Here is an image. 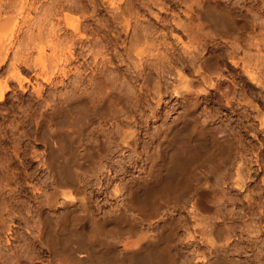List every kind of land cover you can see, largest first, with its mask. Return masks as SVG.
<instances>
[{"label":"rangeland","instance_id":"rangeland-1","mask_svg":"<svg viewBox=\"0 0 264 264\" xmlns=\"http://www.w3.org/2000/svg\"><path fill=\"white\" fill-rule=\"evenodd\" d=\"M203 2L253 25L236 29L242 39L235 43L222 33L221 25L203 16ZM0 19L3 260L7 255L1 247L10 243L30 264L49 259L48 254H40L45 247L38 236L37 210L40 202L46 204L47 197L54 194L58 205L51 209L52 220L62 222V214L69 208L86 223L99 225L107 241L121 240L112 245L117 257L112 264L119 263L129 245H137L138 235L116 232L106 221L114 214H126L135 223L143 218V212L128 208L124 189L116 191L115 183L102 185L96 172L105 164L101 176L105 178L110 162L117 164L122 155L130 153L125 145L117 144L121 129L139 131L141 140L147 135L145 129L148 132L161 123L170 106L175 108L173 117L180 111L189 112L199 125L219 130L217 137L223 143L218 146L221 150H214V155L196 165L183 194L155 204L157 222L151 227L144 224L142 233L147 237L169 233L176 264H214L219 254L237 263L264 264V0H0ZM207 60L211 65L215 62L212 67L216 69L208 72ZM245 60L256 68L251 76L243 70ZM137 61L142 65L136 68ZM143 63L154 66L159 79L160 87L153 92L146 90L141 75L134 72ZM194 76L198 82L188 85ZM110 85L122 94L128 109L119 113L116 101L105 109L102 106L105 114L97 121L108 135L104 144L107 157L92 159L100 144L96 121L85 129V146L77 150L80 161L73 173L78 188L61 195L48 138L61 130L78 137L80 129L56 112H69L77 101L95 110ZM186 100L197 105L190 110ZM152 107L157 110L156 118L149 113ZM53 144L58 146L57 140ZM213 221L225 224L230 234L227 245L211 241L206 228ZM119 234L124 239H117ZM8 259L4 264H20Z\"/></svg>","mask_w":264,"mask_h":264},{"label":"bare ground","instance_id":"bare-ground-1","mask_svg":"<svg viewBox=\"0 0 264 264\" xmlns=\"http://www.w3.org/2000/svg\"><path fill=\"white\" fill-rule=\"evenodd\" d=\"M202 8L203 9L201 10V12L203 16L205 18L207 17L210 20V22L213 23L214 25L216 26L221 25L222 26L221 28H223L222 33H224L227 37H232L235 43L242 39V38L239 39V37L241 36L238 35V33L236 34L235 30L238 28L248 29L251 27L252 23L251 24L248 23L249 21L246 22L245 20H241L242 18L241 19L235 18L229 12L224 11V9L223 10L218 9L209 3H204ZM3 21L1 22V24H3ZM4 24L6 25L7 23ZM234 33L235 36H233ZM56 50H57V46H56ZM143 50L144 49H142V51ZM138 51H136L135 54L139 58L140 52ZM96 56L97 55H95V59L97 58ZM210 60L212 61L211 57ZM210 60H207V62L205 61L206 68L204 67L205 69H208V72L209 69L212 70V68H215L212 67V65L215 62H212L213 64L211 65ZM138 61H140V59ZM141 62L143 61L141 60ZM248 62L249 61L247 60L242 62V63H246V65L244 64L243 66L244 67L243 70L249 76H251L253 75V72H255L256 68L254 67V65L252 66L251 63L249 65ZM138 63L135 64L136 68L142 65V63L140 62ZM153 67L151 64L145 63L144 65L143 63V67L139 71H134L137 72L136 73L137 76L141 75L143 85H145L146 90H150V92L151 91L153 92V90L157 89L159 86L158 83L159 79L157 78L158 81L156 80L154 72L152 70ZM195 78L196 79H194L193 81L190 79L192 82L190 83L189 80L188 81L189 83L187 82L188 85L189 84L195 85L198 82L197 80L198 77ZM110 86H106V88L104 89L105 92L101 96L99 102L100 107L99 106H98L99 108L96 107L97 109L95 110L94 109L89 110L88 108L85 107V105L83 104L81 105L80 101H77L75 102V107L73 106V109L70 110L69 112L66 111L67 113H65L64 111L65 114L62 111L56 112V114L60 117H63V119L67 118V122L73 124L76 123L75 126L78 125L80 129V134L78 137H73L74 135L72 133L71 134L73 136L71 137L69 134H67L69 132L67 133L64 131L62 132L61 130V132L57 134V136H49L48 138L50 152L52 154L53 160L55 161V169L59 176V179L61 180V181L60 180L57 181L58 193L61 195L66 196L67 193L70 192L69 190L74 189L76 187L78 188L79 181H77L73 172L75 171V168L77 169L78 167L77 163L78 161H80L79 152L77 151L78 147H80V145H83L85 135H88V133L87 134L85 133V129L87 130L88 128H90V126L96 123V121L98 120L97 118L105 114V112L102 113L104 111L103 108L106 107L112 101H116V103L120 106L118 110L119 113L122 110L126 111L127 104L125 98L122 96V94L118 93L116 89L114 90L113 87ZM159 94L160 93H158V95ZM196 105L197 102L192 103L191 101H188L185 106H188L187 108L190 109L191 107H195ZM174 109L171 108L170 106L167 109H165L164 117L162 118L161 123L156 125L154 124L153 126H151L148 132L145 129L147 135L145 138L141 140L139 139V137H137L138 135L137 133L139 131L136 133V130H133L131 127L123 130L121 129V131L119 132L120 133L119 142L117 144L119 146L125 145V147H127L130 150V153L127 154V156L122 155V158H120L117 164L110 162L112 164L111 165L108 164L110 166H109V170H107L108 174L106 173L107 176L104 174L105 178L101 177L103 174L102 169L105 167V164L104 165L101 164V168L98 169L96 172L97 179L100 178V183H102V185L104 184L105 186L106 185L109 186L111 183L113 184L115 183L118 185L116 186V191L121 192V190L124 189L123 194L126 195L125 197L128 201L127 204L128 208L133 210L139 208L143 212V218L135 223L129 221L130 219L126 217L127 216L126 214H125L126 216L123 214H114L113 216H110L106 221L107 224H109L108 226H110L109 228H111L116 232L121 233L123 231H127V232L133 231L138 235L137 245H132L133 247L129 245L126 252L127 254L122 259H120L119 263L117 264H176L170 252L171 237L169 233H162L158 237H152V236L147 237V235L142 233L143 225L147 224L150 227L154 226V224L157 222V217L159 216V212H157L155 209V204L161 199L164 200L169 198L171 199L172 197L174 198L175 196H180L181 194H183L184 192L183 188L186 186L185 182L189 180V177H191L192 175L191 173L194 172V168L196 167V165L205 161L206 160L205 158L207 156L211 157L212 155H214L215 153L214 150H217L218 146H222L221 143L223 142L221 143L219 142L222 140H219L220 137L219 138L217 137V132L219 130L218 131L216 129L210 130L208 127L206 128L202 125H199V123H197L198 120H193L191 116L188 114L189 112L181 113L180 111L177 115L173 117L174 114L172 115V113ZM185 109L186 108H184V111L188 110ZM125 111L123 112L126 113ZM156 112L157 110L155 107H152L149 110V113H151V116L153 118H156ZM194 119H196V117ZM146 127L147 126H145V128ZM95 128L98 129V130L96 129L97 139L99 140L98 144L99 143L100 144L98 145L97 151L95 150L96 153L94 154L92 159H94L97 156L107 157L104 144L105 141H107L108 139L107 138L108 135L104 133L102 127H100L99 122H98V127ZM47 137L48 136H46V138ZM53 137H56V139L54 140H57L58 146L57 145L54 146L53 144L54 140L53 141L50 140ZM140 143L143 145V149H140L138 147ZM219 149L221 150V148ZM121 150L124 149L121 148ZM121 150L119 149V151ZM262 162L264 163V158H262ZM85 169L87 168L85 167ZM92 174H94V172ZM62 181H67L68 184ZM120 185H122V188L120 187ZM57 199H58L57 196H54L53 194L52 196L47 197V201L45 199L46 202L44 203L46 204L43 203L41 204L40 202V206L38 205L39 206L38 207L39 210H37L39 217L38 236L40 241L44 244L45 247V249L41 251L40 254L42 256L48 254L49 256V259L45 261V263L43 264H62L63 262L65 263L69 262V264L72 263L73 264L74 263L112 264L115 261V259L117 261L116 251L113 250L112 245L114 244L118 245V243L121 242V240H116V242H110V240L107 241L101 235V232L99 231L100 228L99 225L94 224L92 221L86 223V221L83 220L84 218H81L78 214H76L74 209H69L68 207H67L68 209H65V212L62 214L63 215V219L61 220L62 222L60 221L57 222L55 220H52L53 210L51 209L52 207L58 205ZM166 207L167 210H169L170 206L167 205ZM53 221H55L56 225H61L66 232L63 229L56 230ZM208 226L209 228L208 229L206 228V230L207 232H209L208 235L212 236L210 237V239L213 243L215 242L217 245L218 244L223 245L221 243L224 242V244H226L230 240V236H229L230 234H227L228 232L224 223L219 221H213ZM122 237L124 239V236H121L120 234L116 236L117 239H121ZM1 250L4 251L5 255H7L6 259L9 258L10 260H15L16 262L19 261L20 264H30L26 259L24 260L22 259V253L19 252L20 249L19 250L16 249V246L13 243L5 245L4 247L2 246ZM219 255H215L216 259L214 264H242L240 262L237 263L235 259L229 258L228 256L227 259L225 258L223 259L221 255L220 256ZM61 256L63 257L64 260L61 258ZM6 259L3 260L0 257V264H4L5 261H7ZM7 262L9 263L10 261Z\"/></svg>","mask_w":264,"mask_h":264}]
</instances>
